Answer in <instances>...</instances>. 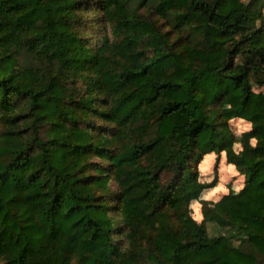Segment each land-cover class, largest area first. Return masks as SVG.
Listing matches in <instances>:
<instances>
[{
  "label": "trees",
  "instance_id": "1",
  "mask_svg": "<svg viewBox=\"0 0 264 264\" xmlns=\"http://www.w3.org/2000/svg\"><path fill=\"white\" fill-rule=\"evenodd\" d=\"M254 86L264 0H0V264H264Z\"/></svg>",
  "mask_w": 264,
  "mask_h": 264
},
{
  "label": "rangeland",
  "instance_id": "2",
  "mask_svg": "<svg viewBox=\"0 0 264 264\" xmlns=\"http://www.w3.org/2000/svg\"><path fill=\"white\" fill-rule=\"evenodd\" d=\"M254 90L256 92H262V91L264 92V86H260V87L254 86ZM230 127L235 134L239 135V133L248 129L249 124L243 120H231ZM235 148L238 149V146L235 145ZM214 162H215V157L213 155L212 158H210L208 164H206L203 168L202 167L198 168L200 170V178L202 180L204 179L209 180L212 178ZM218 170H219L220 181L217 184L215 191L213 190V192H216L219 196H221L222 193L229 191L230 186L234 185L232 183L234 182V180L235 181L237 180L236 183L237 182L239 184L241 183L242 177L240 175H237V178L236 177L233 178L232 174H236V172H234L232 167H229L227 164H225L224 161H220ZM170 175H171L170 173H165L163 181L166 182L169 179ZM237 186L239 187L238 184ZM200 207H201L200 203H195L191 205V209H190L191 216L197 220L201 219ZM181 218L182 220L186 219L184 215L181 216ZM207 227L210 235H215L225 231L222 227H219L211 222L207 224Z\"/></svg>",
  "mask_w": 264,
  "mask_h": 264
}]
</instances>
